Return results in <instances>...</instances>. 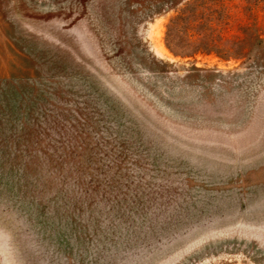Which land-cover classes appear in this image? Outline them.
I'll list each match as a JSON object with an SVG mask.
<instances>
[{"label": "rangeland", "instance_id": "rangeland-1", "mask_svg": "<svg viewBox=\"0 0 264 264\" xmlns=\"http://www.w3.org/2000/svg\"><path fill=\"white\" fill-rule=\"evenodd\" d=\"M163 9L0 0V264H264V0Z\"/></svg>", "mask_w": 264, "mask_h": 264}, {"label": "trees", "instance_id": "trees-1", "mask_svg": "<svg viewBox=\"0 0 264 264\" xmlns=\"http://www.w3.org/2000/svg\"><path fill=\"white\" fill-rule=\"evenodd\" d=\"M153 1H157V2H161V4H163L164 6V9L163 11L165 10H171V9H175L178 7V5L183 1V0H153ZM159 7H157V11H156V14H159L160 11H159ZM182 20V16L181 15H177L175 16V18L173 19V21L171 23H178L179 21ZM170 30H172V26L170 24Z\"/></svg>", "mask_w": 264, "mask_h": 264}]
</instances>
